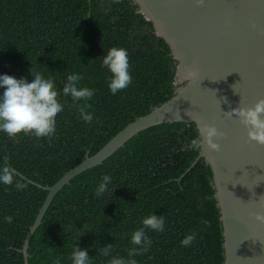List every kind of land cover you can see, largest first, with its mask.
<instances>
[{"label": "trees", "instance_id": "16d2710c", "mask_svg": "<svg viewBox=\"0 0 264 264\" xmlns=\"http://www.w3.org/2000/svg\"><path fill=\"white\" fill-rule=\"evenodd\" d=\"M111 47L127 49L133 79L115 95L108 87L111 73L102 67ZM32 67L54 78L61 94L67 75L81 74L79 86L95 90L87 101L95 118L85 123L71 96L61 95L64 107L51 143L23 134L14 141L0 132V168L7 159L19 174L16 179L27 184L17 191L0 183V264H24L20 249L47 194L42 186L52 185L85 153L94 154L126 124L170 98L175 88L176 60L130 0H0V76L32 82ZM197 134L194 123L149 126L72 177L34 230L28 264H53L55 258L72 264L74 245L87 250L91 264H108L114 256L128 259L132 233L151 214L164 216L165 230H146L152 245L134 257L137 264H224L223 225L209 162L199 158L181 177L198 154L187 148ZM105 174L112 182L97 196ZM193 232L191 246H182ZM108 244L113 245L110 255H100Z\"/></svg>", "mask_w": 264, "mask_h": 264}, {"label": "water", "instance_id": "95a60500", "mask_svg": "<svg viewBox=\"0 0 264 264\" xmlns=\"http://www.w3.org/2000/svg\"><path fill=\"white\" fill-rule=\"evenodd\" d=\"M130 1L176 60L174 93L126 124L94 154L85 153L52 185L42 186L47 194L20 249L24 264L29 240L60 188L139 131L164 122L194 123L197 130V122L206 123L225 134L215 141L219 152L198 149L181 177L199 158L209 162L223 225L224 264H264V223L255 219L257 212L264 214V145L248 140L239 119L225 114L264 98V0H203L199 5L196 0ZM177 112L180 119H175Z\"/></svg>", "mask_w": 264, "mask_h": 264}, {"label": "clouds", "instance_id": "9594fccd", "mask_svg": "<svg viewBox=\"0 0 264 264\" xmlns=\"http://www.w3.org/2000/svg\"><path fill=\"white\" fill-rule=\"evenodd\" d=\"M196 3L202 4L203 0H196ZM102 67H106L111 73L108 79V87L113 95L133 83L127 49L111 47L107 54L102 57ZM29 71L34 77L32 82L23 78L17 79L7 74L0 76V88L5 89L0 95V132L6 133L14 141L23 134L32 135L37 139L49 138V143H51L50 138L56 134V117L63 111L64 107L59 101L61 95H70L80 118L85 123L92 124L95 118L94 112L89 111L92 105L87 101L95 95V90L87 86H79V82L83 79L81 74L75 72L68 74L63 83L61 94L54 78H46L44 73L33 71V67ZM225 114L229 118L235 116L239 119L240 124L247 130L248 140L264 145V98L257 100L251 107L239 105L225 112ZM174 116L175 119H180L178 112ZM191 117L193 120L195 119V117ZM197 127L198 134L190 141L187 148L196 150L206 147L209 152H219L220 144L215 141L223 139L225 134L215 126L206 123L197 122ZM18 175V172L11 168L5 159L4 166L0 168V183L7 186L14 185L17 191H22L27 187V184L17 180ZM111 182L112 177L105 174L96 188V195L99 196L107 192ZM255 219L264 223V214L257 212ZM5 221L11 223L12 217L6 216ZM147 229L163 232L165 230L164 216L151 214L145 217L142 220V227L135 230L131 235V244L134 247L128 249L129 258L114 256L108 261V264H137L134 257L143 255L152 245V240L146 234ZM195 239V232L188 234L181 240V245L184 247L191 246ZM112 248L113 245L111 244L105 245L101 248L100 255L109 256ZM71 259L72 264H91L87 250H82L75 245ZM53 264H60V259L55 258Z\"/></svg>", "mask_w": 264, "mask_h": 264}]
</instances>
